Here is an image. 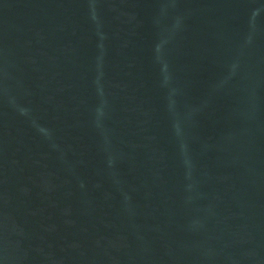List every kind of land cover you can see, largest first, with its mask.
<instances>
[{
  "label": "water",
  "instance_id": "obj_1",
  "mask_svg": "<svg viewBox=\"0 0 264 264\" xmlns=\"http://www.w3.org/2000/svg\"><path fill=\"white\" fill-rule=\"evenodd\" d=\"M0 264H264V0H0Z\"/></svg>",
  "mask_w": 264,
  "mask_h": 264
}]
</instances>
